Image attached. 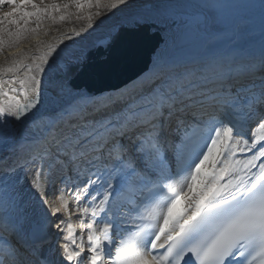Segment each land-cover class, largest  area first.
Here are the masks:
<instances>
[{"label": "snow or ice", "instance_id": "6c2138e0", "mask_svg": "<svg viewBox=\"0 0 264 264\" xmlns=\"http://www.w3.org/2000/svg\"><path fill=\"white\" fill-rule=\"evenodd\" d=\"M117 12L106 39H168L90 93L75 48ZM0 55V264H264V0H0Z\"/></svg>", "mask_w": 264, "mask_h": 264}, {"label": "water", "instance_id": "95a60500", "mask_svg": "<svg viewBox=\"0 0 264 264\" xmlns=\"http://www.w3.org/2000/svg\"><path fill=\"white\" fill-rule=\"evenodd\" d=\"M168 35L149 27L122 31L115 39H103L83 54L75 83L90 93L99 94L123 88L152 68L156 50L164 46ZM29 102L27 97L20 103Z\"/></svg>", "mask_w": 264, "mask_h": 264}, {"label": "bare ground", "instance_id": "6f19581e", "mask_svg": "<svg viewBox=\"0 0 264 264\" xmlns=\"http://www.w3.org/2000/svg\"><path fill=\"white\" fill-rule=\"evenodd\" d=\"M145 2L156 3V2H158V0H145ZM124 15H125V13L117 12L114 16H110L107 20H105L104 24L101 25L100 28L96 29V31L92 34V36L89 37L88 41L85 42L84 46L83 47L76 46L75 51L83 53L88 47H91V46L97 44L98 42H100V40L105 39L108 32L111 30L112 25L118 24L121 21V19L124 17ZM73 27H76L77 29H79L80 27H86V21H84V22L74 21V18H70L67 22L61 23L59 25V28H57L56 25H52L50 22H48L47 28L50 30L49 33L47 35H45V33L43 31H41L39 36H38L39 40H41L43 42L41 47L45 48L49 44L58 43L60 41V39L63 38L64 33L68 32ZM36 40H37L36 36H29L27 39H25L21 42L20 48L22 50H26L25 55H31V52L35 51ZM225 41H227V43H228L225 46L226 48H233L234 47V45L232 44L231 41H229L227 39ZM243 43H244V40L242 38L239 41V44L243 45ZM28 50H31V51H28ZM15 51H16V49H7L5 55L10 54V53L15 52ZM237 51H239V48H237ZM257 55H258V53H257ZM17 59H19L23 62L25 60V56H19V57H17ZM3 62H4V55H0V63H3ZM245 64H246V59L242 58L236 67L240 72H244ZM5 66H7V65H5ZM24 71L25 70L22 69L18 75L23 77ZM149 74H150V71L145 73L141 77H146ZM3 79L6 81L9 79V76L6 75L3 77ZM9 87L10 86L5 83L3 85V87L0 88V92L8 91ZM13 95H16V93L9 92L8 97H4V96L0 95V101L5 103V105L11 104L12 106H15V101L11 100V97ZM24 97H26V96L21 94L20 100L23 99ZM237 158H240V157H237ZM206 167H207V165H206Z\"/></svg>", "mask_w": 264, "mask_h": 264}, {"label": "rangeland", "instance_id": "374dc122", "mask_svg": "<svg viewBox=\"0 0 264 264\" xmlns=\"http://www.w3.org/2000/svg\"><path fill=\"white\" fill-rule=\"evenodd\" d=\"M225 46L228 44L227 41L224 42ZM79 239V238H78Z\"/></svg>", "mask_w": 264, "mask_h": 264}]
</instances>
